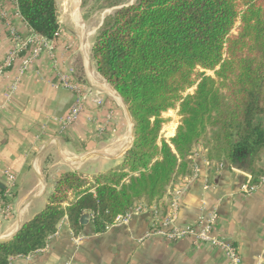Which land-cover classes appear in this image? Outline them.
<instances>
[{"label": "trees", "instance_id": "obj_1", "mask_svg": "<svg viewBox=\"0 0 264 264\" xmlns=\"http://www.w3.org/2000/svg\"><path fill=\"white\" fill-rule=\"evenodd\" d=\"M15 2L34 31L57 38V0ZM126 4L82 0L91 11L124 5L105 17L90 56L130 110L132 146L115 170L64 173L45 207L0 242V264L44 248L65 217L75 233L87 227L97 234L136 204L161 199L177 174L190 171L188 157L198 144L208 149L211 162L248 166L254 182L264 174L257 166L264 150V0ZM83 70L77 57L73 77L79 83L86 81ZM193 86L194 92L184 95ZM177 105L176 133L159 144L163 113ZM5 191L0 189L2 208L11 204Z\"/></svg>", "mask_w": 264, "mask_h": 264}, {"label": "crops", "instance_id": "obj_2", "mask_svg": "<svg viewBox=\"0 0 264 264\" xmlns=\"http://www.w3.org/2000/svg\"><path fill=\"white\" fill-rule=\"evenodd\" d=\"M1 1L16 30L30 35L32 29L18 17L15 0ZM76 21L82 24L80 19ZM103 22L104 17L101 26ZM82 33L86 34L84 30ZM57 41L54 50L44 49L24 74H20V67L25 56L0 78V189L11 191L6 198L11 201L9 217L0 199V239H11L45 207L64 173L77 170L96 175L115 170L123 163L122 152L131 144L134 119L91 56L87 58V49L88 65L82 73L86 81L76 82L93 92L102 89L105 104L96 107L88 98L77 122L62 130V120L74 104L76 93L58 85L59 73L73 75L77 58L68 53L65 43ZM13 46L9 27L0 14V62ZM86 154L96 157L84 158ZM197 162L201 174L184 195L177 223L182 227L195 224L199 217L217 209L214 235L233 242L243 264H264V186L243 193L241 187L248 180L247 174L228 164L214 171L205 166L202 158ZM257 166L264 170V150ZM8 174L15 176L14 181ZM152 218V212L147 210L135 214L127 223L93 234L87 227L75 233L65 217L44 248L16 257L11 264L230 263L222 249L205 242L196 245L191 236L176 242L159 235L147 236Z\"/></svg>", "mask_w": 264, "mask_h": 264}, {"label": "built area", "instance_id": "obj_3", "mask_svg": "<svg viewBox=\"0 0 264 264\" xmlns=\"http://www.w3.org/2000/svg\"><path fill=\"white\" fill-rule=\"evenodd\" d=\"M0 14L5 19L14 42L13 49L9 55L0 62V78L4 76L7 70L11 68L19 58L25 56L22 58V64L20 67V74H24L31 63L41 55L44 49H48L50 52L54 50L56 39H48L38 34L29 25L28 26L32 29L30 35L24 36L19 33L13 24L12 16L6 11L1 0ZM17 15L24 20L19 9ZM62 32L63 30L60 26L57 34L60 35ZM58 85L76 93L74 104L62 120V130L77 122L85 108V102L88 98L96 105V107H103L105 104V92H103L102 89L93 92L90 88H84L76 82L71 72L59 73ZM15 88L16 86L14 85L12 90H15ZM199 158H202L205 166L209 170L219 171L225 165L223 161L211 162L208 158V149L202 145H196L188 157V160L190 161V173L183 175L177 174L161 199L152 204H148L144 201L136 204L126 213L117 215L114 219L113 225L127 223L135 214L150 210L153 214V218L151 227L146 234L147 236L159 235L170 242H176L186 236H191L196 245L205 242L211 243L222 249L229 259V264H243L237 246L233 242L225 240L213 233L218 220L217 209H213L207 216L199 217L197 222L192 225L182 227L176 221L181 202L189 185L201 174V166L197 162V159ZM8 176L11 181H14V175L8 174ZM260 186H264V174L258 177L257 182H254L251 175H248V180L241 187V191L243 193H251ZM3 196L9 198L11 196V191L6 189ZM9 207L10 206H7L3 210L6 215L10 213Z\"/></svg>", "mask_w": 264, "mask_h": 264}, {"label": "rangeland", "instance_id": "obj_4", "mask_svg": "<svg viewBox=\"0 0 264 264\" xmlns=\"http://www.w3.org/2000/svg\"><path fill=\"white\" fill-rule=\"evenodd\" d=\"M135 1L136 0H127V4L134 3ZM57 8L63 32L57 36L56 40H58L57 42L59 43H65L68 53L76 56V58H82L83 66L85 67V64L88 65L85 55L86 49L90 54L96 35L101 28L103 17L113 11L110 12L109 10L111 9L91 11L92 9L90 7H84L82 5V0L81 3L80 0H76V6L71 3V0H57ZM76 19H80L82 24L79 25ZM83 30L86 33L84 36L82 35ZM233 32H237V30L235 29ZM85 44L88 45L87 48H85ZM201 71L202 70H200V72ZM207 74L213 75L214 72L207 71ZM195 88L196 86L189 88L184 95L193 93ZM163 118L165 119V123L160 132L159 144L161 139L165 138L166 140H169L175 135L177 127L181 121L179 106L177 105V107L163 113ZM124 155L125 154H123V157ZM8 215H10V213Z\"/></svg>", "mask_w": 264, "mask_h": 264}, {"label": "water", "instance_id": "obj_5", "mask_svg": "<svg viewBox=\"0 0 264 264\" xmlns=\"http://www.w3.org/2000/svg\"><path fill=\"white\" fill-rule=\"evenodd\" d=\"M80 3H81V0H80ZM130 4H132V3H129V4H126V5H130ZM123 6H124V5H121V6L117 7V8H114V9H119V8H121V7H123ZM114 9H111V10H109V11L111 12V11H113ZM105 17H106V16H104V19H105ZM87 58H90V54H89V52H88V56H87ZM111 87H112V86H111ZM117 93H118V92H117ZM118 94H119V93H118ZM119 96H120V94H119ZM120 97H121V96H120ZM121 99H122V97H121ZM122 101H123V103H125L123 99H122ZM126 108H127V111H128V113H129L130 117L132 118V115H131V113H130V110H129L128 106H126ZM134 138H135V126H134V128H133L131 144H130L127 148H125V150L122 152V155L125 154L126 151L128 150V148H130V147L132 146V143H133V141H134ZM83 157H84V158H94V157H96V156L93 155V154H86V155L83 156ZM232 167H233L234 169H236V170H239V171L244 172V173L247 174V175H252V170H251L248 166L243 167V166L241 165V163H234V164L232 165ZM88 221H89V216H88L87 214H85V215L82 217V223H83V224H87ZM2 241H5V240H4V239H0V242H2Z\"/></svg>", "mask_w": 264, "mask_h": 264}, {"label": "bare ground", "instance_id": "obj_6", "mask_svg": "<svg viewBox=\"0 0 264 264\" xmlns=\"http://www.w3.org/2000/svg\"><path fill=\"white\" fill-rule=\"evenodd\" d=\"M70 1V0H69ZM71 3H73L76 6V0H71ZM87 48V46L85 47ZM113 150V149H112Z\"/></svg>", "mask_w": 264, "mask_h": 264}]
</instances>
